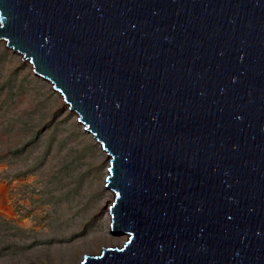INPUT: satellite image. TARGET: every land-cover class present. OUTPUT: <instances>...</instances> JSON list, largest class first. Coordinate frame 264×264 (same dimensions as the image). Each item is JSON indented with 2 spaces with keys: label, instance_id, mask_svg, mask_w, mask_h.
Here are the masks:
<instances>
[{
  "label": "water",
  "instance_id": "obj_1",
  "mask_svg": "<svg viewBox=\"0 0 264 264\" xmlns=\"http://www.w3.org/2000/svg\"><path fill=\"white\" fill-rule=\"evenodd\" d=\"M0 39L109 157L127 238L75 264H264V0H0Z\"/></svg>",
  "mask_w": 264,
  "mask_h": 264
},
{
  "label": "rangeland",
  "instance_id": "obj_2",
  "mask_svg": "<svg viewBox=\"0 0 264 264\" xmlns=\"http://www.w3.org/2000/svg\"><path fill=\"white\" fill-rule=\"evenodd\" d=\"M108 164L52 83L0 39V202L12 209L0 210V264H75L121 245L127 235L108 230Z\"/></svg>",
  "mask_w": 264,
  "mask_h": 264
},
{
  "label": "bare ground",
  "instance_id": "obj_3",
  "mask_svg": "<svg viewBox=\"0 0 264 264\" xmlns=\"http://www.w3.org/2000/svg\"><path fill=\"white\" fill-rule=\"evenodd\" d=\"M85 130V129H84ZM86 131V130H85ZM87 132H89V131H87ZM94 137V136H93ZM103 150V149H102ZM104 151V150H103ZM105 152V151H104ZM108 156V155H107ZM108 159H109V157H108ZM108 173V172H107ZM6 186H7V184L5 183V182H3V183H0V192L1 191H3L4 189H6ZM107 187V186H106ZM108 189H110V191L112 190L111 188H109V187H107ZM113 197H114V192H110V193H108L107 194V199H106V202H107V210H108V217H107V220H108V222H110L111 223V210H110V208H109V204L112 202V200H113ZM0 210L2 211V212H5V214H7V215H11L12 214V209H11V207H8V209L7 210H5V208H4V206L3 205H1V202H0ZM108 230H109V232L112 234V235H114V236H119V235H123V234H126L127 235V233H120V232H118V231H114V230H112L111 229V227H110V225L108 226ZM127 238V237H126ZM111 245H113V244H111ZM104 247H106V246H104ZM100 253V252H99Z\"/></svg>",
  "mask_w": 264,
  "mask_h": 264
}]
</instances>
